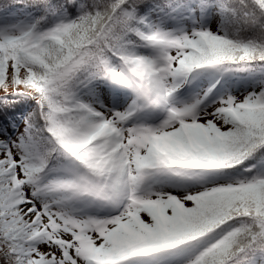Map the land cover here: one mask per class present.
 <instances>
[{
	"label": "snow or ice",
	"instance_id": "snow-or-ice-1",
	"mask_svg": "<svg viewBox=\"0 0 264 264\" xmlns=\"http://www.w3.org/2000/svg\"><path fill=\"white\" fill-rule=\"evenodd\" d=\"M0 264H264V0L0 4Z\"/></svg>",
	"mask_w": 264,
	"mask_h": 264
},
{
	"label": "trees",
	"instance_id": "trees-1",
	"mask_svg": "<svg viewBox=\"0 0 264 264\" xmlns=\"http://www.w3.org/2000/svg\"><path fill=\"white\" fill-rule=\"evenodd\" d=\"M7 2H8V0H0V4H5Z\"/></svg>",
	"mask_w": 264,
	"mask_h": 264
}]
</instances>
